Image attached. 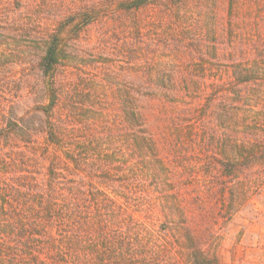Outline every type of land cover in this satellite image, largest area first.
I'll use <instances>...</instances> for the list:
<instances>
[{"label": "rangeland", "instance_id": "obj_1", "mask_svg": "<svg viewBox=\"0 0 264 264\" xmlns=\"http://www.w3.org/2000/svg\"><path fill=\"white\" fill-rule=\"evenodd\" d=\"M79 1L0 0V264H65L49 243L69 236L83 262L88 235L98 250L106 241L109 254L150 264L173 243L175 263L189 264V242L168 239L173 222L201 235L217 264H264V0H153L127 11L90 0L106 15L77 30ZM58 28L59 62L43 71ZM132 89L153 147L138 150L117 113ZM59 121L83 157L110 162L113 186L79 174L93 200L81 202L83 227L36 230L53 151L46 130ZM35 184L39 193L28 190ZM38 240L49 250L36 254Z\"/></svg>", "mask_w": 264, "mask_h": 264}, {"label": "trees", "instance_id": "obj_2", "mask_svg": "<svg viewBox=\"0 0 264 264\" xmlns=\"http://www.w3.org/2000/svg\"><path fill=\"white\" fill-rule=\"evenodd\" d=\"M150 1L153 0H113L111 2L116 3L118 9L127 11L140 8ZM73 7H75L76 12L83 11L82 21L78 25L77 30H81L86 24L106 15L104 12L102 13V10L94 12L95 4L94 1L90 0H81L78 3H74ZM66 11V16L68 17L71 15V11L73 10H71V6H69ZM68 23L65 25H68ZM57 31H59V33L55 32L48 38L45 44L44 54L40 58L39 64L43 71H49L59 62L58 50L60 47V28H58ZM56 95L57 94H55L53 90L48 92V97L50 99L48 102L49 110H52ZM139 100V96L134 93L133 89L126 94L121 95V108L117 113L120 114L121 120L129 128L132 140H134V145L138 147V150H141L147 145L153 147L154 141L146 130V119L142 113L141 106H139ZM49 110L47 109V111H44V114H46V112L49 113ZM50 125V128L46 130V136L53 151L50 152V156L48 158V172H46V182L44 184L46 187L40 195H37V197L35 195L36 198L33 202V205H40L39 203L43 199L44 206H40V213H42L43 217L40 220H36L33 226L37 230L38 228L36 223L44 221L43 223H47V225H44V229H47L49 226L54 227L56 225L64 227L66 223H69L71 227L81 228L83 226L78 225L79 222H81L80 219L82 217L81 213L83 210L81 202H91L93 200H91V198H85L84 190L82 189L79 180H77V177L79 174H84L90 178L91 181L99 179L101 188L111 190L113 186V181L110 178L111 164L106 158L104 160L95 161L83 157L80 152V148L76 145V143L67 142L62 138L61 132L65 127H62L60 121L55 124L50 123ZM4 127H6V125ZM55 128H57V130ZM136 155V157L141 160L143 153ZM152 155L156 156L154 153ZM226 165L230 166L231 164L227 162ZM37 186L38 184H35L34 187ZM28 190L30 192L34 191L35 193H39L38 187L34 189L31 187V190ZM90 193L92 195V199L98 201L100 196H96L93 191ZM142 194V191H139L134 195V197L130 198L133 202L132 207H136L140 204ZM104 198L107 201L109 200V197L106 194L104 195ZM110 200L116 202L113 198ZM28 201L30 203V199ZM165 210L167 211V216L172 219L174 207L172 205L166 206ZM29 226L30 225L27 223L24 224L26 229H28ZM179 227L180 229L176 225V222L171 223V234L168 233V239H178V241L189 242L186 246L187 248H191L186 254L189 264H217V259L214 254L206 249V247H203V244L200 242V239L202 238L201 235L194 236L187 226ZM80 231L81 229H79V232ZM84 239L88 240L90 250L88 254L85 255L84 258H86V260L83 262L79 260L80 256L78 249H72L68 245V243L75 245L78 242L77 240L72 239L71 236L67 237V239L60 238L59 240H52L49 243V247L54 246L56 248H60L61 263L65 264H120V261L122 260H130L129 264H150L148 262L149 257H146L141 253H134L129 256H125L122 252H120L116 255H111L109 254V250L106 248L109 247L108 244H106V241L104 242V247L107 252L105 250L101 251V249L98 250V244L94 237L88 235ZM108 242L110 243L111 240H108ZM63 243L66 244L64 249ZM172 246L173 243L168 244V246L164 247V253H162V256L157 255L156 261L158 264H176L174 253L170 249ZM34 247L35 249L33 250L36 254H39V249L43 247L49 250V248L40 240H38ZM119 247L122 249L124 246L121 243ZM128 250H130V248ZM124 264L128 263L124 262Z\"/></svg>", "mask_w": 264, "mask_h": 264}]
</instances>
